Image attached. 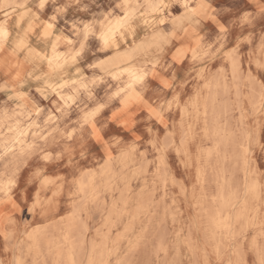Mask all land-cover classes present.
<instances>
[{
	"label": "clouds",
	"instance_id": "9594fccd",
	"mask_svg": "<svg viewBox=\"0 0 264 264\" xmlns=\"http://www.w3.org/2000/svg\"><path fill=\"white\" fill-rule=\"evenodd\" d=\"M0 264H264V0H0Z\"/></svg>",
	"mask_w": 264,
	"mask_h": 264
}]
</instances>
